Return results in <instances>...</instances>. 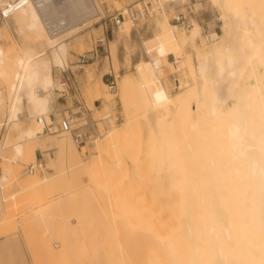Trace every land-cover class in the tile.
Returning <instances> with one entry per match:
<instances>
[{"label": "bare ground", "instance_id": "bare-ground-1", "mask_svg": "<svg viewBox=\"0 0 264 264\" xmlns=\"http://www.w3.org/2000/svg\"><path fill=\"white\" fill-rule=\"evenodd\" d=\"M62 1L32 0L0 26V81L6 84L5 91L0 88V110L7 117L1 151L8 142L17 155L27 152L29 146L36 149L42 145L46 136L43 124L51 120L49 114L57 86L53 67L67 65L66 39L81 27L76 24L90 19L93 10L98 11L94 0H64L67 6L64 11L69 9L77 18L71 24L65 17L58 18L65 12L56 17L54 10H48L55 4L58 7ZM181 1L153 0L159 6L158 14H162L157 17V24L172 50L164 53L163 63L139 64L134 75L141 97V113L151 126L149 133L161 136L160 152L170 161L165 168L169 165L172 169L174 162L181 158V162L186 160L183 164L178 162L183 178L169 183L179 189L180 198L176 197L181 200L182 208L178 213L181 212L179 217L185 223L182 235L188 237L190 253L185 256L186 263L184 260L179 263L186 252L181 251L178 256L179 244L176 248L170 238L165 239V249L175 264H264V0H209L210 8L219 11L221 23L220 32L211 31L206 35L195 18L186 31L169 22L165 5L174 6L172 3ZM58 21L65 22V26L52 32L49 24ZM10 30L20 37L19 49L11 43L5 44ZM188 44L192 47L191 53L181 49V45ZM39 45L46 49L38 50ZM170 55L177 62L171 66L173 70L185 69L182 72L186 74L175 78L176 93L171 91L168 82L162 83L163 66L172 64ZM156 95H160L157 100ZM124 125L122 122L109 127V140L96 144L97 148L115 145ZM64 141H49V147L68 155L76 167L83 168L85 163L74 142L67 140L69 147ZM9 165L3 164L0 186L11 178ZM167 170L169 173L170 169ZM64 176L59 172L54 178ZM44 183L46 178L39 175L28 182L35 186ZM195 218L203 224L195 226Z\"/></svg>", "mask_w": 264, "mask_h": 264}, {"label": "rangeland", "instance_id": "rangeland-1", "mask_svg": "<svg viewBox=\"0 0 264 264\" xmlns=\"http://www.w3.org/2000/svg\"><path fill=\"white\" fill-rule=\"evenodd\" d=\"M94 2L98 11L93 10L90 19L76 24L81 27L66 39L69 45L66 68L53 67L57 86L49 117L54 114L59 120L64 114L82 110L79 105L83 104L90 110V116L97 120L95 128L102 136L78 143L70 132H48V122H44L46 136L42 145L36 149L29 146L27 152L18 156L9 142L1 151L7 117L0 110V172L5 162L12 170L11 178L0 186V264H175L165 249L169 238L175 247L179 244L178 248H182L183 243L182 249L176 247L178 256L181 251L186 252L179 263L183 260L186 263L185 256L190 253L188 237L182 235L185 223L179 217L181 212L178 213L182 208L181 200L176 197L180 198L179 189L169 183L175 178L176 181L183 178L178 164L185 159L174 162L172 173L169 165L165 168L170 161L164 152H160L161 136L149 133L151 126L141 113V97L134 78L138 66L163 63L164 53L172 50L157 24V17L162 15L161 12L158 14L159 6L153 0ZM172 4L171 9L170 5H165L170 23L175 24L174 16L183 11L190 22L196 20L202 24L204 35L211 31L220 32L221 22L216 21L219 11L210 8L209 0H182ZM57 5L48 10H54L56 17L65 12L58 18L65 17L71 24L77 22L72 11H64L66 4L63 3L61 10ZM132 7L139 15L136 20L128 14ZM122 8H125L124 18L116 23L113 16ZM2 23L0 19V26ZM181 29L186 31L189 28ZM19 38L10 30L5 44L11 43L19 49ZM36 48L46 49L40 45ZM191 48L189 44L181 45V49L188 53L192 52ZM94 51L97 56L93 55ZM86 52L91 59L83 63L80 54ZM169 60L172 64L163 66L165 76L162 83L168 82L171 91L176 93L174 80L186 77L182 72L185 69L173 70L171 66L177 64L174 55H170ZM114 77L116 87L111 90L109 83ZM5 86L1 80L2 91ZM159 96L156 95V100ZM108 113L110 115L106 116ZM122 122H125L120 128L123 133L115 145L97 148L109 140V127ZM169 130L173 132L172 128ZM12 137L10 132L9 139ZM53 138L74 142L84 167H76L74 159L49 147L50 142L55 141ZM66 141L65 146H69L70 142ZM32 164L35 170L30 172ZM182 166L184 169L185 165ZM167 169H170L169 173ZM59 172L65 176L55 180L54 176ZM35 175L46 178V183L29 185ZM194 221L195 226H200V222L203 224L200 219ZM198 235L201 239L202 234Z\"/></svg>", "mask_w": 264, "mask_h": 264}, {"label": "built area", "instance_id": "built-area-1", "mask_svg": "<svg viewBox=\"0 0 264 264\" xmlns=\"http://www.w3.org/2000/svg\"><path fill=\"white\" fill-rule=\"evenodd\" d=\"M31 1L32 0H4L2 2L0 1V19L5 20L16 10L24 7ZM129 10H130V12L128 11L129 16H132V18L136 20L138 16L137 9H133L132 7V8H129ZM124 12H125V8H122L118 11L116 15L113 16L115 18L116 23H118L119 20L124 18ZM173 21L175 24H177L181 28H189L192 26L190 19L187 17V15L183 11L178 12L177 15L174 16ZM216 21L218 23L220 21L218 16L216 17ZM50 25L51 23L49 24V26ZM49 26L48 28L51 29L52 32H56V30H59L61 27L63 28L65 26V22L58 21L57 24H52L50 27ZM95 52L96 51L93 52V55L97 56ZM89 59H91V57H89L87 52L80 54L81 62L85 63ZM109 87L111 90H115V87H116L115 77L109 83ZM79 108L82 110H79L78 112H71L68 115L64 114L59 120H57L56 116L52 114L50 122H48L46 125L47 131L48 132H70L73 135L75 141L78 143H82L93 137L98 138L102 136V133L98 129H96L97 120H95L94 118L90 116V110L88 108H85L83 104H80ZM37 166H40V163H38ZM34 170H35V165L32 164L29 167V171L33 172ZM1 215H2V209L0 205V216Z\"/></svg>", "mask_w": 264, "mask_h": 264}, {"label": "crops", "instance_id": "crops-1", "mask_svg": "<svg viewBox=\"0 0 264 264\" xmlns=\"http://www.w3.org/2000/svg\"><path fill=\"white\" fill-rule=\"evenodd\" d=\"M111 82V81H110Z\"/></svg>", "mask_w": 264, "mask_h": 264}]
</instances>
